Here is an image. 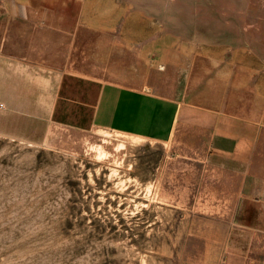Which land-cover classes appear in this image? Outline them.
I'll return each mask as SVG.
<instances>
[{"label":"rangeland","instance_id":"1","mask_svg":"<svg viewBox=\"0 0 264 264\" xmlns=\"http://www.w3.org/2000/svg\"><path fill=\"white\" fill-rule=\"evenodd\" d=\"M79 3L73 32L30 23L16 43L11 26L26 23L0 0V264H264V233L237 209L255 176L205 161L213 133L242 132L264 174V0ZM20 52L59 62L65 81L177 100L174 135L135 147L105 138L87 106L69 104L73 92L51 116L53 96L16 92L8 62Z\"/></svg>","mask_w":264,"mask_h":264},{"label":"crops","instance_id":"2","mask_svg":"<svg viewBox=\"0 0 264 264\" xmlns=\"http://www.w3.org/2000/svg\"><path fill=\"white\" fill-rule=\"evenodd\" d=\"M10 1L11 14L17 23L23 26L25 22L27 27L23 29L11 26L13 32L17 33L15 37H11V42L16 43L28 40L30 23L34 24V33L53 32L57 36H65L66 33L73 32L78 17L82 15L79 0ZM20 53L12 55L8 62L10 74L16 81V92H27V95L39 93L43 104L53 96L51 116L62 105H67V93L73 92V99H70L69 104L87 106L94 126L156 140L167 139L172 126L170 136L174 135L181 113V105L177 100L150 95L144 93L152 92L150 90L114 82L99 83L75 77H69L65 81L66 72L53 69L52 64L59 62L46 59L29 60L26 53ZM81 92H93V95L88 100H82ZM61 96L62 101L59 99ZM0 104L7 105L5 102ZM17 113L33 121L37 118L27 111ZM258 154V147L242 132L216 131L209 140L205 161L212 168L223 172L255 176L251 186L246 188L237 201V209L242 225L255 227L257 231L264 233V174L260 171L255 174L254 170L256 160H259Z\"/></svg>","mask_w":264,"mask_h":264},{"label":"bare ground","instance_id":"3","mask_svg":"<svg viewBox=\"0 0 264 264\" xmlns=\"http://www.w3.org/2000/svg\"><path fill=\"white\" fill-rule=\"evenodd\" d=\"M98 132H99V134H102L105 138H116V139H118L120 141H128L130 147H135L136 145H138L139 143H141L143 141V138L141 136H138L136 134L127 133V132L118 131V130H107V129H104V128H98ZM104 155H106L104 152L101 153L99 158H102ZM118 172L119 171H118L117 168H111V175H115L116 176V174ZM146 186H145V188H147L146 192L149 194L151 192L152 183L149 182V184L146 185Z\"/></svg>","mask_w":264,"mask_h":264}]
</instances>
